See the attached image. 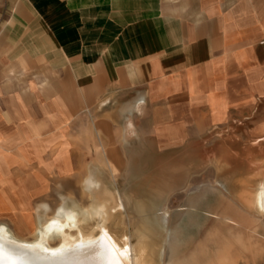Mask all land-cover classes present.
Here are the masks:
<instances>
[{
    "label": "crops",
    "instance_id": "0c3cea01",
    "mask_svg": "<svg viewBox=\"0 0 264 264\" xmlns=\"http://www.w3.org/2000/svg\"><path fill=\"white\" fill-rule=\"evenodd\" d=\"M12 13L0 186L25 185V199L113 121L180 141L186 126L264 119V0H16Z\"/></svg>",
    "mask_w": 264,
    "mask_h": 264
},
{
    "label": "rangeland",
    "instance_id": "374dc122",
    "mask_svg": "<svg viewBox=\"0 0 264 264\" xmlns=\"http://www.w3.org/2000/svg\"><path fill=\"white\" fill-rule=\"evenodd\" d=\"M15 2L0 0V40L11 23ZM109 126V140L102 142L86 141L82 132L76 167L62 175L50 168L45 177L49 181L39 185L33 197L24 198L25 185L0 186V226L19 240L34 241L38 210L44 211V221L52 217L64 196L78 208L89 205L81 184L88 170L95 169L110 189H140L138 205L143 211L128 203L121 221L130 241L136 242L135 235L145 227L150 246H157L142 264H264V210L259 214L243 200V194L264 178V119L186 126L189 133L180 141L173 139L177 135L170 133V127L136 130L116 121ZM177 161L187 170L184 182L151 206L154 198L143 182L172 179L169 166ZM20 187L22 192L15 193ZM93 222L80 227L89 233ZM110 229L121 235L115 224ZM59 244L55 238L47 247Z\"/></svg>",
    "mask_w": 264,
    "mask_h": 264
},
{
    "label": "bare ground",
    "instance_id": "6f19581e",
    "mask_svg": "<svg viewBox=\"0 0 264 264\" xmlns=\"http://www.w3.org/2000/svg\"><path fill=\"white\" fill-rule=\"evenodd\" d=\"M180 164L177 161L173 166H169L172 169V179L164 181L158 178L143 182L147 184L146 187L154 198V202L150 203L151 206L155 207V204L162 201L174 185L184 182L187 170L179 167ZM98 171L89 169L85 182L81 184L82 192L89 199L87 207L78 208L69 200L70 198L64 196L60 206L48 220H42L41 212L44 215V211H37L38 226L34 241L19 240L5 226H0V264L144 263L157 246H150L145 236L147 235L145 227H141L135 235L138 236L136 242L130 241L131 236H128L127 229L121 221L128 203L137 204L136 209L143 211L142 204L138 205V201L141 200L140 189L127 190L128 192L110 189L108 182L99 175L100 171L99 173ZM243 196L245 204L261 214L264 210V178L260 185L253 190H247ZM91 220L95 224L89 233H85L80 226ZM112 223L120 229L121 235L111 231ZM70 231H75V235H71ZM55 238L60 240L59 246L49 249L47 244Z\"/></svg>",
    "mask_w": 264,
    "mask_h": 264
}]
</instances>
